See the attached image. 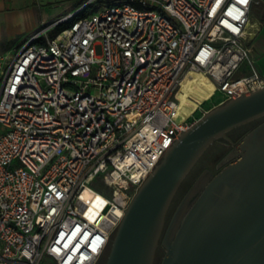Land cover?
Wrapping results in <instances>:
<instances>
[{
	"label": "built area",
	"instance_id": "1",
	"mask_svg": "<svg viewBox=\"0 0 264 264\" xmlns=\"http://www.w3.org/2000/svg\"><path fill=\"white\" fill-rule=\"evenodd\" d=\"M253 3L117 0L0 55V264L97 263L197 121L195 109L182 114L184 85L208 80L218 106L264 88L249 48Z\"/></svg>",
	"mask_w": 264,
	"mask_h": 264
},
{
	"label": "water",
	"instance_id": "2",
	"mask_svg": "<svg viewBox=\"0 0 264 264\" xmlns=\"http://www.w3.org/2000/svg\"><path fill=\"white\" fill-rule=\"evenodd\" d=\"M261 116L264 88L241 92L240 97L205 113L187 131L181 130L179 141L166 151L127 208L105 264H151L169 202L201 153L226 132ZM254 166L260 171L250 173L253 196L239 198L246 206V219L236 220L222 231L213 228L211 217L200 221L205 216L203 210L213 202L218 187L228 186L235 173L247 172L246 160L226 168L209 183L207 172L194 183L167 230L168 251L162 264H264V158ZM201 190L196 205L186 213V202Z\"/></svg>",
	"mask_w": 264,
	"mask_h": 264
},
{
	"label": "rangeland",
	"instance_id": "3",
	"mask_svg": "<svg viewBox=\"0 0 264 264\" xmlns=\"http://www.w3.org/2000/svg\"><path fill=\"white\" fill-rule=\"evenodd\" d=\"M116 1L117 0H10L8 4V9L10 12L15 13L19 9H24L25 11L26 9H29L35 13L36 21L33 25V22L28 17V13L25 17L12 21L9 19V17L0 16V55L4 57L12 55L21 43L29 39L31 34L63 16L71 15L75 11H79V14L83 12V15H86L92 11L105 9L108 6L115 4ZM250 15L252 21L249 23V27L252 29H258V27H260V31L250 43L249 48L251 52V58L257 70L264 74V0H254ZM54 33L55 30L50 31L48 35L50 36ZM242 69L245 70V74L248 73L245 65L242 66ZM204 80L208 82V80ZM201 85L202 86H197L190 93L188 86L184 85L185 89L183 97H186V95L188 96L183 103V107L190 109L195 108L193 113L194 119H190V122H194L195 120H198L200 117H202V114L198 108L207 110L219 105L223 100L222 95L216 92H213L211 95L207 96L208 89L205 88L207 85ZM192 97L195 100H200L199 102H196V107L191 101V99H193ZM180 120L182 119H177V121ZM220 140L221 137L217 138L204 149L187 175L191 173L192 169L199 161L200 166H204L201 171L209 166L214 168V165L222 155L217 157L216 161L212 164L207 162L206 158L221 146ZM234 146L237 150L240 146V143L238 142ZM223 148L224 151H227L230 149V146ZM40 264H54V262L50 258L44 257Z\"/></svg>",
	"mask_w": 264,
	"mask_h": 264
},
{
	"label": "flooded vegetation",
	"instance_id": "4",
	"mask_svg": "<svg viewBox=\"0 0 264 264\" xmlns=\"http://www.w3.org/2000/svg\"><path fill=\"white\" fill-rule=\"evenodd\" d=\"M244 128H245V132L243 136L241 138H238V135ZM220 141L222 147L220 146L216 151H214L215 154L213 160L209 163L211 164L214 163L217 157L221 155L222 156L214 165V168L209 166L199 173V175L196 177L194 182L186 190L185 194L182 196L180 201L173 208L171 216L166 222V216L168 214V211H170L171 206L174 204V198L178 192V189L182 184V182L187 178L188 176L187 174L189 173L190 170L183 178L181 184L173 194V197L171 198L166 210L164 223L156 242L151 264H162L164 259L167 257L168 250L165 241V236L172 221L173 215L175 211L178 209L179 205L183 202L184 198L191 191L194 183L201 176H203L205 172H207L210 177V179L207 182L209 183L212 179L216 178L220 173H222L226 168L237 165L240 161L246 160V164L248 166V170H246L247 172H245L242 175H237L235 173L234 177L231 178V182L229 183L228 186L223 185L218 187L216 192L213 193V197H214L213 202L203 210L207 218L211 217V220L214 221L213 228H215L216 231L229 229L234 225L236 220L240 221L242 218L246 219L247 211L246 209H244L246 206L243 207L244 203L242 204L240 199L243 197L248 198L253 194L252 186H250L249 184V181L251 180L250 173L252 171L253 172L260 171L254 165H257L259 161H261V159L264 158V116L253 119L245 124H242L238 127L231 129L221 137ZM238 142L240 143V146L236 150L234 145ZM226 146H230V149L224 151L223 147ZM202 193L203 190L199 191L197 195L194 196V199H190L189 201L186 202L187 203L185 209L186 213H189L193 209V207L196 205ZM226 197L227 198L230 197L232 198V200H226L225 199ZM243 201H245V205H246L247 201L246 200ZM111 241L100 255L96 264L106 263L111 247ZM169 242H173V240L170 239Z\"/></svg>",
	"mask_w": 264,
	"mask_h": 264
},
{
	"label": "trees",
	"instance_id": "5",
	"mask_svg": "<svg viewBox=\"0 0 264 264\" xmlns=\"http://www.w3.org/2000/svg\"><path fill=\"white\" fill-rule=\"evenodd\" d=\"M84 13H80L77 14L76 16H74V19L77 20L85 15H83ZM67 24H63L59 27H57V29L55 30V33L61 29H63L64 27H66ZM245 132V128L240 132V134L238 135V138H241L243 136ZM215 152H213L211 155H209L206 158L207 162H211L213 160ZM204 168V166H200V161L198 163H196L195 167L192 169L191 173L187 176V178L182 182V184L180 185L178 192L174 198V204L171 206L170 211H168V214L166 216V222L168 221V219L171 216L172 210L173 208L176 206V204L180 201V199L182 198V196L185 194L186 190L190 187V185L194 182V180L196 179V177L198 176V174L200 173V171Z\"/></svg>",
	"mask_w": 264,
	"mask_h": 264
},
{
	"label": "crops",
	"instance_id": "6",
	"mask_svg": "<svg viewBox=\"0 0 264 264\" xmlns=\"http://www.w3.org/2000/svg\"><path fill=\"white\" fill-rule=\"evenodd\" d=\"M9 2H10V0H0V16H6V17H9V19L12 21V20H16V19H19V18H23V17H25L26 16V14L28 13L29 15H28V17L31 19V21L33 22L32 24L34 25V23H35V17H36V15H35V13L34 12H32L31 10H29V9H26V11L24 10V9H19V10H17L15 13H12V12H10L9 11V9H8V4H9ZM252 21V20H251ZM257 32H256V35H257V33L260 31V27H258V29H255ZM34 34V33H33ZM33 34H31V36L33 35ZM255 35V36H256ZM30 36V37H31ZM30 37H29V39H30ZM255 38V37H254ZM26 41V40H25ZM22 44V43H21ZM20 44V45H21ZM262 74V73H261ZM262 75H264V74H262ZM215 107H218V105L217 106H215ZM215 107H213V108H215ZM213 108H210V109H207V110H205L206 112H209L210 110H212Z\"/></svg>",
	"mask_w": 264,
	"mask_h": 264
},
{
	"label": "bare ground",
	"instance_id": "7",
	"mask_svg": "<svg viewBox=\"0 0 264 264\" xmlns=\"http://www.w3.org/2000/svg\"><path fill=\"white\" fill-rule=\"evenodd\" d=\"M194 82H188L186 85L188 86V89H189V93L192 91V90H194L197 86H202L201 84H204V85H207L205 88L206 89H208V94H207V96H209V95H211L212 94V92H213V87H212V85L209 83V82H207V81H205L201 76H199V75H197V76H195V78H194ZM204 87V86H203ZM208 87V88H207ZM184 95H182V96H180V99H181V107H182V114H183V116L184 117H186V116H188L195 108H193V109H190V108H186V107H183V103H184V101H185V99H186V97L188 96V95H186V97H183ZM182 97V98H181ZM193 98V97H192ZM191 101L195 104V107H196V102H199L200 100L198 99H191ZM210 219L209 218H207V216L205 215V216H203V218L202 219H200V221H202V222H206V221H209Z\"/></svg>",
	"mask_w": 264,
	"mask_h": 264
},
{
	"label": "snow or ice",
	"instance_id": "8",
	"mask_svg": "<svg viewBox=\"0 0 264 264\" xmlns=\"http://www.w3.org/2000/svg\"><path fill=\"white\" fill-rule=\"evenodd\" d=\"M240 2H241V3H244V2H246V0H240ZM237 18H238V17H237Z\"/></svg>",
	"mask_w": 264,
	"mask_h": 264
}]
</instances>
